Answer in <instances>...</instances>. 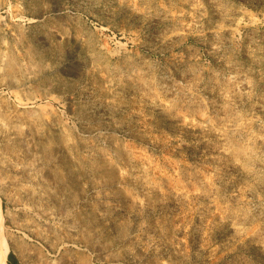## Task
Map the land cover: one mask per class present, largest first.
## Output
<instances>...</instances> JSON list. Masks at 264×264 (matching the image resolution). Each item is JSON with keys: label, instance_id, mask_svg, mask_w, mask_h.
Returning a JSON list of instances; mask_svg holds the SVG:
<instances>
[{"label": "rangeland", "instance_id": "1", "mask_svg": "<svg viewBox=\"0 0 264 264\" xmlns=\"http://www.w3.org/2000/svg\"><path fill=\"white\" fill-rule=\"evenodd\" d=\"M0 212L18 264H264V0H0Z\"/></svg>", "mask_w": 264, "mask_h": 264}, {"label": "bare ground", "instance_id": "2", "mask_svg": "<svg viewBox=\"0 0 264 264\" xmlns=\"http://www.w3.org/2000/svg\"><path fill=\"white\" fill-rule=\"evenodd\" d=\"M105 189L112 192L114 195L111 201H107L102 205V209L105 215L108 216L111 223L118 226L123 220L126 209L125 203L127 201L125 200L124 189L121 188L120 185H118V183L116 182L109 184ZM119 201L123 202L124 204H120ZM2 220L3 219L0 212V264H7L10 245L8 239L4 235L5 232L3 231L4 228Z\"/></svg>", "mask_w": 264, "mask_h": 264}, {"label": "trees", "instance_id": "3", "mask_svg": "<svg viewBox=\"0 0 264 264\" xmlns=\"http://www.w3.org/2000/svg\"><path fill=\"white\" fill-rule=\"evenodd\" d=\"M8 264H18V261L13 257L11 253L8 255Z\"/></svg>", "mask_w": 264, "mask_h": 264}]
</instances>
